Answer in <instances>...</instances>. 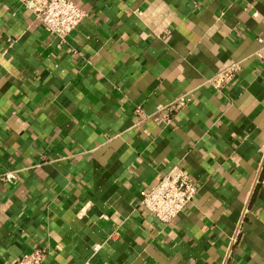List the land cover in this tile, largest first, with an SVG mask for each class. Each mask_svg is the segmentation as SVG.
Returning a JSON list of instances; mask_svg holds the SVG:
<instances>
[{"label": "crops", "instance_id": "0c3cea01", "mask_svg": "<svg viewBox=\"0 0 264 264\" xmlns=\"http://www.w3.org/2000/svg\"><path fill=\"white\" fill-rule=\"evenodd\" d=\"M72 1L61 42L0 0V264H264V0ZM175 168L163 223L141 192Z\"/></svg>", "mask_w": 264, "mask_h": 264}, {"label": "built area", "instance_id": "2783aa9c", "mask_svg": "<svg viewBox=\"0 0 264 264\" xmlns=\"http://www.w3.org/2000/svg\"><path fill=\"white\" fill-rule=\"evenodd\" d=\"M22 6L39 20L46 32L65 42L83 20L86 12L72 0H19ZM242 72L239 62L231 64L210 78L207 83L216 91H223L228 85L238 79ZM190 101L189 96H183L170 109L159 108L160 111H176L184 109ZM169 121V120H168ZM198 193V187L189 172L184 168H175L149 190L141 192V204L163 223L172 222ZM99 251L94 247V252ZM47 251L35 250L25 254L14 264H44ZM85 264H92L87 262Z\"/></svg>", "mask_w": 264, "mask_h": 264}]
</instances>
